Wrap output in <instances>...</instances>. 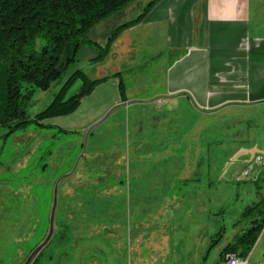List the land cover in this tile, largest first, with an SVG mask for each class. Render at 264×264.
Returning a JSON list of instances; mask_svg holds the SVG:
<instances>
[{
  "label": "crops",
  "instance_id": "0c3cea01",
  "mask_svg": "<svg viewBox=\"0 0 264 264\" xmlns=\"http://www.w3.org/2000/svg\"><path fill=\"white\" fill-rule=\"evenodd\" d=\"M150 1L133 2L123 14L128 12V17L101 20L110 23L102 33L103 43L88 37L104 47L115 29L128 20L137 19ZM92 48L95 50H88L90 60L98 56V49ZM107 54L114 62L105 69L104 80L93 92L110 82L105 92L113 97L100 110H95L91 121L107 112L96 123L99 125L118 110L120 117L124 116L121 132H125L124 137L129 141L140 144L142 151L135 155L138 166L127 169V182L120 179L109 184L110 193L80 201L78 218L71 216L77 224V242L73 246L77 250V261L71 264H122L123 259V264H132L126 263L124 253L118 255L117 251L106 248L110 241L121 246L123 237L112 233V227H117L115 223L119 221L90 218L84 210V202L97 207L103 206V198H108L115 201L108 206L111 208L116 202L124 204L126 197H141L143 194L138 193L142 188L140 178L133 181L132 172H138L139 176L168 172L167 190L157 191L150 200L149 219L153 225H177L180 233V236L168 235L167 240L158 241L161 250L168 249L170 258L162 256L165 252L154 257L151 250L146 258L137 256L134 264H205L209 247L205 231L207 210L200 194L190 199L186 209L197 206L189 211V216L195 220L193 233L190 224L188 226L189 218L187 222L175 219L169 207L178 204L181 208L179 202L187 195H182L183 187L178 184L177 174L189 175L188 180L201 184L203 190L206 188L208 138L212 142H234V162L230 164L234 170L240 164L250 163L251 159L253 163L255 148L264 152V0H157L139 21L118 32ZM129 70L133 72L127 73ZM133 79L136 89L133 84L126 87L125 81ZM108 121L105 128L116 122ZM147 158L153 160L151 166H145ZM201 158L204 165L198 166ZM171 164L176 166L170 167ZM262 165L254 169L257 172L254 177L245 179L253 180L256 188H246L239 214L264 198ZM174 188L179 190L181 198L172 197ZM187 190L189 199L195 192ZM239 221H243L240 215ZM107 222L112 225L107 227ZM159 228L166 229L165 226ZM85 251L90 252L81 257ZM182 254H187L185 260L174 257ZM96 255L100 256L99 260L93 258Z\"/></svg>",
  "mask_w": 264,
  "mask_h": 264
},
{
  "label": "rangeland",
  "instance_id": "374dc122",
  "mask_svg": "<svg viewBox=\"0 0 264 264\" xmlns=\"http://www.w3.org/2000/svg\"><path fill=\"white\" fill-rule=\"evenodd\" d=\"M127 14L128 12L125 15ZM124 16H119V18H124ZM109 25L110 23L106 20L101 21L88 31V36L95 40L99 39L103 43L102 33ZM88 50L94 51L95 49L84 45L58 82L47 90H35L27 109L31 117L43 111L53 101L63 84L76 70H82L91 79L102 78L105 75V69L113 64L114 58L110 55V58L107 57L106 53L105 56L108 59L105 57L90 60ZM132 72L133 70H129L127 73ZM81 84V80H76L66 91L65 96L77 93ZM132 84L136 89L135 79L125 81L126 87ZM110 86L109 82L94 92L92 90L93 93L86 95L71 113L46 120L45 125L49 127L28 123L25 130L18 128L8 133L6 127L0 126V264H21L35 246L43 240L48 231L54 183L60 176L71 172L78 160L73 173L60 182L55 212V230L48 244L36 256L33 264L75 263L77 250L73 246L77 242V224L71 216L78 218L80 201L110 193L112 190L109 184L117 183L120 179L123 183L127 182L129 180V174H126L127 169L138 166L135 155L142 151L140 144L124 137L125 132H121L123 129L121 120L124 116L120 117L118 110L99 125H95L92 133L85 138L87 130L107 113L91 121L95 110H100V107L113 97L111 93L106 95L105 92V88ZM108 119L110 123L113 120L116 122L110 128H105L109 122ZM142 146L145 147V144ZM232 152H234V142L230 140L212 142L208 138L205 157L206 188L203 190L201 184H194L193 181L188 180L189 175L179 176L177 174L178 184L180 183L183 187L182 195H187L179 202L181 208L178 204L169 207L175 219L187 222V217L189 218L188 226L190 224V232L193 233L195 220L191 219L189 211L197 209V206H192L188 211L186 209L190 199L200 194L207 210L205 222L207 247L222 228L221 236L212 246L208 247L205 264H213L217 261L222 248L245 226L244 220L239 221L238 211L241 207V199L246 195V188L248 186L256 188V184L253 180L238 182L234 178L245 169H249L248 178L254 177L253 174L257 173L254 169L264 164L255 161L258 155L264 157V152L255 148L253 163L251 159L250 163L240 164L234 170L230 167V164L234 162ZM147 159L145 166H151L153 160ZM203 161L201 158V164L197 165H204ZM159 163L163 164V161ZM169 166L175 167L176 165ZM253 171L255 172L252 173ZM130 175L135 182L138 177L140 178L138 182L141 183L142 188L138 193L143 194L141 197L138 199L134 196L126 197L124 204L116 202V205L111 208L108 206L115 204V201L108 198H103V206L95 207L84 202L85 213H89L90 218L99 217L119 221L115 223L117 227H112V233L123 237L121 246L110 241L106 244V248L107 250L113 249V252L117 251L118 255L124 253L126 263L129 261L134 264L139 255L146 258L151 250L154 257L158 256L159 252H165L162 256L170 258L171 256L167 254L168 249L161 250L158 241L163 238L167 240L168 235L180 236L178 226L153 225L149 219L152 213L150 200L155 197L157 191L167 190L170 175L168 172L142 176H139L138 172L137 174L132 172ZM187 189H193L195 192L194 195H190L189 199ZM179 193L177 188L171 192L172 197L181 198L182 195L179 196ZM108 210L111 212L108 213ZM110 225L112 223L107 222V227ZM180 225L184 226L183 223ZM160 226H165L166 229L159 228ZM88 252L90 251L83 252L81 257ZM248 255L251 262L264 259V225L259 228ZM96 257L93 258L99 260L100 256L96 255ZM174 257H183L185 260L187 254ZM123 263H125L124 259Z\"/></svg>",
  "mask_w": 264,
  "mask_h": 264
},
{
  "label": "trees",
  "instance_id": "16d2710c",
  "mask_svg": "<svg viewBox=\"0 0 264 264\" xmlns=\"http://www.w3.org/2000/svg\"><path fill=\"white\" fill-rule=\"evenodd\" d=\"M135 1L0 0V126L8 131L25 130L28 123L49 127L43 123L45 119L74 111L103 78H88L78 69L43 111L31 117L27 109L36 89L47 90L62 78L81 46L99 50L93 60L104 58L118 32L139 21L157 0H151L137 19L119 25L104 47L88 37V31L99 21L112 16L123 17ZM76 80L82 82L79 91L66 97V91ZM240 218L246 226L222 249L219 260L230 251L244 257L248 255L259 228L264 225V198L247 206ZM255 218L259 220L257 225L247 226ZM219 236L221 231L209 246Z\"/></svg>",
  "mask_w": 264,
  "mask_h": 264
},
{
  "label": "water",
  "instance_id": "95a60500",
  "mask_svg": "<svg viewBox=\"0 0 264 264\" xmlns=\"http://www.w3.org/2000/svg\"><path fill=\"white\" fill-rule=\"evenodd\" d=\"M94 127H95V125H93L89 130H87V132L85 134V138H87L89 132ZM13 129L14 128H12L8 133L13 131ZM83 152H84V148H83ZM77 162H78V160L75 162V165H74L73 170L71 172L60 176L55 181L54 186H53L52 204H51V208H50L49 221H48V231H47L45 237L43 238V240L35 246V248L28 254V256L25 258V260L21 264H32L33 261L35 260L36 256L38 255V253L42 250V248H44L48 244L50 238L52 237L54 230H55V212H56V206H57V196H58L59 185H60V182L64 178L68 177L69 175H71L73 173V171L76 168ZM258 222H259L258 219H256V218L252 219L248 222L247 226L253 227V226L257 225Z\"/></svg>",
  "mask_w": 264,
  "mask_h": 264
},
{
  "label": "built area",
  "instance_id": "2783aa9c",
  "mask_svg": "<svg viewBox=\"0 0 264 264\" xmlns=\"http://www.w3.org/2000/svg\"><path fill=\"white\" fill-rule=\"evenodd\" d=\"M255 161L258 163L264 162V157L258 155L255 157ZM249 169L243 170L240 174H238L234 179L236 181H242L248 178ZM213 264H264V259L258 262H251L249 259V255L241 256L238 252L230 251L225 253L222 258Z\"/></svg>",
  "mask_w": 264,
  "mask_h": 264
},
{
  "label": "flooded vegetation",
  "instance_id": "af4514ba",
  "mask_svg": "<svg viewBox=\"0 0 264 264\" xmlns=\"http://www.w3.org/2000/svg\"><path fill=\"white\" fill-rule=\"evenodd\" d=\"M35 260H36V259H35ZM35 260L33 261V263L35 262ZM33 263H32V264H33Z\"/></svg>",
  "mask_w": 264,
  "mask_h": 264
}]
</instances>
